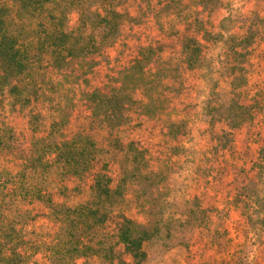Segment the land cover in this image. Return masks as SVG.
Instances as JSON below:
<instances>
[{
	"label": "rangeland",
	"instance_id": "rangeland-1",
	"mask_svg": "<svg viewBox=\"0 0 264 264\" xmlns=\"http://www.w3.org/2000/svg\"><path fill=\"white\" fill-rule=\"evenodd\" d=\"M0 1L27 19L12 0ZM143 4L129 0L130 17L116 40L77 63L89 66L87 82L73 72L48 76L45 83L48 91L60 88L69 102L76 89L119 87L135 112L118 125L93 129L82 126L86 119L73 110L56 140L88 129L100 150L96 159L81 176L47 168L45 178L41 172L32 182L71 204L93 201L97 171H105L115 187L104 205L101 248L77 256L74 264H259L255 212L244 196L253 185L244 175L254 169L262 144L257 131L264 134V0ZM77 18L69 10L67 27L75 28ZM9 82L0 85V133L6 127L13 147L25 151L34 133L31 113L42 118L36 135L47 136L49 102H18ZM244 106L251 113L246 120ZM2 157L0 173L13 167ZM23 202V209L46 211L40 201ZM37 221L48 224L45 217ZM126 228L151 232L135 258L118 238Z\"/></svg>",
	"mask_w": 264,
	"mask_h": 264
},
{
	"label": "trees",
	"instance_id": "trees-1",
	"mask_svg": "<svg viewBox=\"0 0 264 264\" xmlns=\"http://www.w3.org/2000/svg\"><path fill=\"white\" fill-rule=\"evenodd\" d=\"M12 1L27 19L20 17V11L14 12L0 1V85L13 80L7 85L8 92L18 102L27 105L38 104L41 100L49 102L46 138L50 139L46 141L45 137L36 135V125L42 123L38 112L31 113L34 133L25 151L13 147L8 139L12 133L6 127L1 130L0 155L13 167L2 168L0 173V264H74L73 259L77 256L95 254L101 248L99 227L106 219L104 205L111 199L115 187L108 185L110 179L105 171H97L91 185L93 201L71 204L55 201L52 190L32 179L41 172L45 178L47 168L49 172L56 168L60 174L81 176L96 159L100 150L94 134L88 129L77 131V136L70 139L56 140L73 110L78 109L82 120L86 119L82 126L97 129L99 124L118 125L117 122L125 118L126 113H134L136 107L119 87L115 90L104 87L80 89L79 93L76 89L69 102L64 100L60 88L48 91L45 83L48 76L51 79L56 74L70 77L73 72L83 75V81L87 82L89 66L79 67L77 63L116 40L125 18L130 17L125 10L129 0ZM142 1L143 6L150 3V0ZM69 10L78 14L73 29L67 27ZM189 45L183 47L190 53L192 43ZM259 97L262 102L264 97ZM250 114L249 107L244 106L243 120ZM257 134H260L262 144L254 169L252 172L247 170L244 175L252 181L253 191L244 196L252 199L255 212L254 230L259 236L255 261L264 264V134L259 131ZM36 200L45 205L46 211L34 212L21 207L23 201L33 204ZM43 217L48 222L45 226L37 221ZM150 234L146 229L137 232L126 228L118 238L125 244L127 253L135 258L141 243Z\"/></svg>",
	"mask_w": 264,
	"mask_h": 264
}]
</instances>
